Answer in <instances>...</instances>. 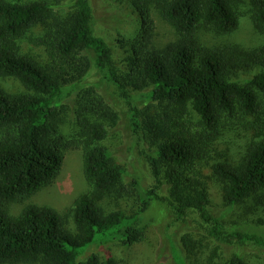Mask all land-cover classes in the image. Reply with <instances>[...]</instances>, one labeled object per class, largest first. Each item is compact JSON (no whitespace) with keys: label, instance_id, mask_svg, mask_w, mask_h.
Here are the masks:
<instances>
[{"label":"trees","instance_id":"1","mask_svg":"<svg viewBox=\"0 0 264 264\" xmlns=\"http://www.w3.org/2000/svg\"><path fill=\"white\" fill-rule=\"evenodd\" d=\"M24 1L0 0V77L21 87L12 93L0 86V264H112L94 254L77 260L92 244L140 243L155 222L146 214L160 202V186L178 218L196 213L214 225L209 237L264 250V44L221 50L200 35L202 29L232 34L239 0H125L140 27L121 68L94 34L89 0ZM247 4L264 41V0ZM154 12L177 40L155 45ZM36 28L34 44L43 52L38 59L18 46ZM251 69L258 71L240 78ZM91 71L125 103L133 134L148 145L153 188L144 189L137 177L124 184V170L104 144L119 115L97 86L83 85ZM69 97L76 108L71 136L64 134ZM142 99L147 103L140 109ZM231 127L239 143L221 148ZM67 150L80 152L86 193L63 213L29 203L58 177ZM212 188L228 208L246 205L261 219L255 226L225 227L210 216ZM126 192L135 198L134 212L103 209L107 199ZM16 205L23 206L17 214ZM215 257L205 264H247L238 253ZM173 259L185 264L175 250Z\"/></svg>","mask_w":264,"mask_h":264},{"label":"rangeland","instance_id":"2","mask_svg":"<svg viewBox=\"0 0 264 264\" xmlns=\"http://www.w3.org/2000/svg\"><path fill=\"white\" fill-rule=\"evenodd\" d=\"M30 1L36 0H25L24 2ZM49 1L54 3V0ZM89 3L92 10L94 34L104 39L112 50L115 64L121 68V62L130 54L128 43L138 35L139 15L125 0L116 3L111 0H89ZM237 3L239 5V23L232 34L215 36L207 30H200L201 38L210 48L224 50L237 46L242 51H251L264 44L263 38L254 31L251 24L247 0H239ZM153 18L156 23V46L162 47L178 39L174 28L155 12ZM39 32V28H36L26 34L18 45L21 52L34 58H43L42 49L34 44ZM236 58L239 61L243 60L241 56H236ZM257 71L258 69H251L247 73H241L240 78H248ZM83 85L97 86V90L119 115L117 126L110 130L104 144L110 151L114 162L124 170V184L129 186L133 178L137 177L144 189L153 188L155 182L145 159V155L149 152L148 145L139 136L133 134L129 124V110L125 103L113 90L101 82L100 76L95 71H91ZM0 86L7 92L21 91V87L16 81L7 78L0 77ZM146 103L147 100L142 99L137 106L142 109ZM64 104H69L66 112L68 113V122L64 127V134L69 136L74 131L73 112L76 108L72 104L71 97L66 98ZM238 138L239 133L236 127L228 128L220 138L221 148H224L226 143L235 147L239 143ZM205 173L207 174L208 171L206 170ZM82 177L80 152L67 150L64 152L63 165L58 177H55L51 186L34 195L29 203L48 206L58 213H63L73 204L74 200L86 193L87 187ZM157 195L160 202L156 209L150 210L146 214L148 220L155 222L144 232L140 243L131 247H124L116 243L92 244L84 249L77 262H83L94 254L103 263L111 259L112 264H177L173 259V250H175L183 257L185 264H205L214 252L218 260H225L233 253H238L246 260L247 264H264V250L251 245V243L224 245V243L209 237L214 225L200 220L196 213L188 212L182 218H178L167 199L168 194L165 186H160L157 189ZM210 200V216L219 219L225 227L234 223L255 226L261 219L260 214L252 211L246 205L228 208L221 202L219 196L215 195L213 188ZM22 207V205L13 206V212L17 214ZM102 207L105 211L120 210L130 214L136 210L137 203L135 198L126 192L120 197L107 199L103 202ZM184 237H187V241L190 240L187 248L183 245Z\"/></svg>","mask_w":264,"mask_h":264}]
</instances>
